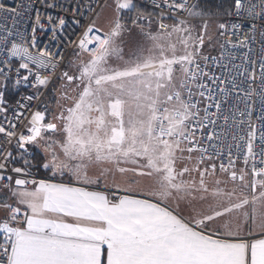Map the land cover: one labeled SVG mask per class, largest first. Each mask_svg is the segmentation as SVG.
Listing matches in <instances>:
<instances>
[{
  "label": "snow or ice",
  "instance_id": "1",
  "mask_svg": "<svg viewBox=\"0 0 264 264\" xmlns=\"http://www.w3.org/2000/svg\"><path fill=\"white\" fill-rule=\"evenodd\" d=\"M97 5L87 23L74 20L82 31L58 76L64 57L38 48L39 15L30 42L17 33L23 43L8 46L12 34L0 37L2 63L15 57L27 72L16 83L34 76L37 93L26 101H41L39 87L60 81L55 108L17 101L29 115L14 110L11 119L0 92V170L17 159L7 147L14 143L21 158L29 145L40 149V167L51 172L13 183L0 171V264H264V30L259 75L246 54L232 65L236 76L222 79L205 70L209 60L235 56L203 54L213 40L212 9L158 0L154 14L137 0H114L99 24L106 5ZM224 11L259 19L264 29V0H232ZM65 24L54 23L52 40ZM256 30L252 23V39ZM233 91L244 108L240 95L229 104ZM23 165L11 172L30 175L32 161Z\"/></svg>",
  "mask_w": 264,
  "mask_h": 264
},
{
  "label": "built area",
  "instance_id": "2",
  "mask_svg": "<svg viewBox=\"0 0 264 264\" xmlns=\"http://www.w3.org/2000/svg\"><path fill=\"white\" fill-rule=\"evenodd\" d=\"M108 0H99L100 3L106 4ZM199 0H190V2H198ZM138 4L145 10L149 12H153L154 14H158L161 9H154L152 7L153 3L158 2V0H137ZM253 3H260V0H251ZM49 5H52L49 7ZM92 9L96 11H100L97 0H0V37L8 36L9 33L12 35L9 37V45L12 40H15L17 43H23L22 40L16 35L19 33L24 36L29 42L32 36V28L36 25V19L39 15L40 23L43 25V30H40L39 25L37 26V41L38 48H45L46 45H50L48 48L53 54H62L64 57V61L61 64L60 68L57 70L56 76L59 75V71L64 69L65 65H67L68 61L74 54V46L72 41L78 38V34L82 31V29L74 23V20H81L84 23H87L89 18L94 17V12ZM258 10V9H257ZM49 17L52 18V21H49ZM63 17L66 21V24L62 28H57L56 30V40H52V31L51 29L54 26V23H58L59 19ZM223 23L226 24V28L223 29L224 36L221 37V41L219 44L218 52L215 56L207 55L209 57H220L222 53L227 54L231 52L233 56H235L234 60L228 61L227 55H225V59L223 61L213 62L209 60L208 67L205 69L210 74H215L221 76L224 79L226 76L231 74L233 77L236 76V70L232 68L233 64H241L243 63V57L247 54L250 59L257 60V55L260 51V46L262 43V38L260 36V32L264 29H261V21L259 19L255 21H251L243 12L239 15L233 13V15H226L223 18ZM255 23L257 26V30L254 33V39H252V34L249 32L251 28V24ZM232 24L241 25L239 30L233 29ZM249 36L248 46L247 47H229L231 45H237L238 41L244 40L245 36ZM223 45V47H221ZM251 48L253 51L249 53L248 49ZM35 52L37 49H30ZM5 60V53L0 52V81L2 82H12L16 87L15 96L12 101H7V106H9L8 117L11 119L13 116V111H21L24 112L25 115H29V112L25 109H20L18 107H13L16 105L17 101L21 103L27 104V108L29 110H35L43 100L47 89L50 85L57 79L56 77L50 82V84L46 87H39V93L41 94L42 100L36 101L35 99L31 102H28L24 99V97L29 95H35L37 93V89L32 87V83L34 81V76H31L28 81L17 84L16 81L27 75V72L23 69H19V60L15 57L12 58L9 65H5L2 61ZM203 66V62H201ZM221 64H227V69L221 66ZM247 67V65H246ZM251 71V68L248 69ZM4 73H7V79L4 78ZM259 61L257 60L256 65V74L259 75ZM49 73L46 71H42L41 75H48ZM239 79H243L242 77H238ZM227 87L231 88V84H228ZM245 90H247V85H242ZM240 95L239 107L244 108L245 100L241 93L233 91L229 94V104L234 102V98ZM255 99V97H254ZM247 103H252L251 100L247 101ZM256 108H259V105H255ZM227 106H225V110ZM209 111L215 112L216 109L213 107L209 109ZM259 115V112L256 113ZM237 119H240L238 116ZM3 120V115L0 114V121ZM219 125H223L224 121L221 118L218 121ZM20 125L18 124L17 130L20 129ZM211 127V125L209 126ZM5 141L2 137H0V146L4 145ZM8 149L12 151L13 156L18 154V150L15 147V144L7 145ZM2 150V147H0ZM21 151V150H19ZM224 163H227L226 160H223ZM12 167H23L21 165L16 164V159L12 160L8 163L7 170L4 171V175H12L13 183L16 178L21 179H46L43 176H40L37 172L30 171V175L24 176L23 174H15L11 172Z\"/></svg>",
  "mask_w": 264,
  "mask_h": 264
},
{
  "label": "rangeland",
  "instance_id": "3",
  "mask_svg": "<svg viewBox=\"0 0 264 264\" xmlns=\"http://www.w3.org/2000/svg\"><path fill=\"white\" fill-rule=\"evenodd\" d=\"M198 2L200 3L201 1L199 0ZM105 5H106V7H105V9L103 11L102 17H101L100 20H98L99 24H103L104 19L112 15L113 8H114V0H108ZM202 6H204V5H202ZM145 11H147V10H145ZM213 11L218 13V15L215 17L214 21L210 24V28H209L210 34L213 35V40H212L211 44H209L206 41V43H205V45L203 47V54L204 55H213V56H215L217 54V52H218L219 44H220L221 37H222V36L219 35V32L223 31L221 29H218L217 25L219 23H223V18L226 15L223 14L220 10H218V9L216 10V8ZM147 12H149V11H147ZM165 23H172V20L171 19H165ZM153 28H155V24L153 25ZM72 57H71V59H72ZM59 84H60V81L58 79H56L50 85V87L47 89V92L45 93V95L43 97V100H42V102L40 104L46 102V103H49L52 108H55V100L53 98L54 95H55L54 89L57 88L59 86ZM44 87H46V86H44ZM8 90H9V92H13V94H15L16 87H15L14 83H11V82H8V81L7 82L0 81V92L4 93V99L6 101H8L6 99L8 97V94H7ZM29 151L33 152L35 155L32 158H30V156H27L25 154H23L22 158L17 156L20 164H23V159H25V158L26 159H30L32 161V164L34 165V167H32L31 170H35L36 169L37 171L39 170V172L50 173V175H51L50 170H45L42 167H40V165L44 162V154L41 152V150L35 148L34 146H31ZM35 161H38V162H41V163L39 165H36Z\"/></svg>",
  "mask_w": 264,
  "mask_h": 264
},
{
  "label": "trees",
  "instance_id": "4",
  "mask_svg": "<svg viewBox=\"0 0 264 264\" xmlns=\"http://www.w3.org/2000/svg\"><path fill=\"white\" fill-rule=\"evenodd\" d=\"M200 1H201L200 3L202 5H204L203 7H206V8L212 9V10H214L216 8V10L217 9L220 10L225 15H227V14H226V12L224 10L225 9H229L230 8V5L232 4V0H200ZM7 94H8V97L6 99L8 101H12L13 100V97L15 96L13 94V92H9V90H8V93ZM16 164L17 165L24 166L23 164H20L19 161H17ZM32 171H35L37 173H42V172H39V170L37 171L36 169L35 170H32Z\"/></svg>",
  "mask_w": 264,
  "mask_h": 264
},
{
  "label": "crops",
  "instance_id": "5",
  "mask_svg": "<svg viewBox=\"0 0 264 264\" xmlns=\"http://www.w3.org/2000/svg\"><path fill=\"white\" fill-rule=\"evenodd\" d=\"M30 147H31V146L29 145L28 148L30 149ZM21 152H22V151H21ZM39 153H40V152H39ZM24 154L27 155V156H30V158H32V157L35 155L33 152H30V151H29L28 153H24ZM16 156H18V154H17ZM17 161H19L18 158L16 159V162H17ZM35 163H36V165H39L41 162L35 161ZM21 166H22V165H21ZM38 174H39L40 176L45 177V178H50V177H51L50 173H45V172L43 173V172H42V173H38ZM59 179H60V178L57 177V179H56L55 181H53V182H58ZM22 210H23V209H22Z\"/></svg>",
  "mask_w": 264,
  "mask_h": 264
},
{
  "label": "water",
  "instance_id": "6",
  "mask_svg": "<svg viewBox=\"0 0 264 264\" xmlns=\"http://www.w3.org/2000/svg\"><path fill=\"white\" fill-rule=\"evenodd\" d=\"M22 151V150H21Z\"/></svg>",
  "mask_w": 264,
  "mask_h": 264
}]
</instances>
